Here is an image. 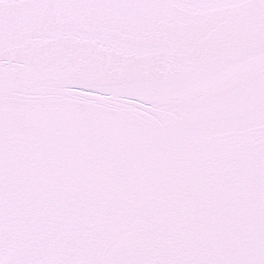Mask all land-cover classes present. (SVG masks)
Listing matches in <instances>:
<instances>
[{"label":"snow or ice","instance_id":"obj_1","mask_svg":"<svg viewBox=\"0 0 264 264\" xmlns=\"http://www.w3.org/2000/svg\"><path fill=\"white\" fill-rule=\"evenodd\" d=\"M0 264H264V0H0Z\"/></svg>","mask_w":264,"mask_h":264}]
</instances>
